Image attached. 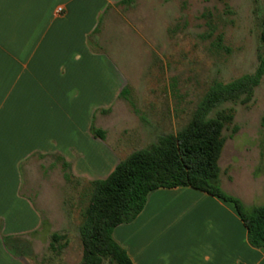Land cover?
<instances>
[{"label": "rangeland", "instance_id": "374dc122", "mask_svg": "<svg viewBox=\"0 0 264 264\" xmlns=\"http://www.w3.org/2000/svg\"><path fill=\"white\" fill-rule=\"evenodd\" d=\"M117 9L102 17L90 40L101 54L95 63L99 79L95 77V91L93 80L86 79L78 106L79 122L92 110L95 126L106 132L105 139L97 138L89 148L99 154L95 167L85 161L86 175L81 176L71 162L68 181L55 157L32 159L30 175L22 164L19 206L15 201L13 214L3 211L7 200L0 206V214L5 212L0 218V264H79L83 246L78 226L91 181L106 178L121 159L158 135L185 125L213 81L254 72L264 49V0H134ZM207 12L218 27L211 38H205ZM219 33L224 34V48L216 50L212 42ZM124 87L126 97L121 95ZM225 106L234 108L235 118L225 131L221 176L234 178L237 194L232 195L249 209L264 205V78L248 107ZM30 202L42 214L35 232L29 230L34 226ZM18 207L21 221H12ZM54 232L65 234L69 242L61 255L49 247ZM6 240L18 246L10 248Z\"/></svg>", "mask_w": 264, "mask_h": 264}, {"label": "crops", "instance_id": "0c3cea01", "mask_svg": "<svg viewBox=\"0 0 264 264\" xmlns=\"http://www.w3.org/2000/svg\"><path fill=\"white\" fill-rule=\"evenodd\" d=\"M121 1L0 0V206L8 201L3 211L15 213L22 164L30 175L35 157L63 156L81 176L85 161L95 167L99 154L89 151L99 138L91 131L95 114L90 110L79 122L78 106L86 79L93 80L92 91L99 79L95 63L101 54L90 40ZM220 182L237 194L234 178L220 176ZM29 206V230L35 232L42 214ZM15 220L21 221L19 207ZM114 236L134 264H264V248L249 243L235 206L190 186L152 191L140 215L116 227Z\"/></svg>", "mask_w": 264, "mask_h": 264}, {"label": "trees", "instance_id": "16d2710c", "mask_svg": "<svg viewBox=\"0 0 264 264\" xmlns=\"http://www.w3.org/2000/svg\"><path fill=\"white\" fill-rule=\"evenodd\" d=\"M133 2L122 0L120 4ZM204 15L208 18L205 38H211L218 27L211 12ZM223 41L224 34L219 33L212 47L223 49ZM263 78L264 49L254 72L228 82L213 81L185 125L158 135L147 146L121 159L106 178L91 181L88 202L78 226L83 246L79 264H134L114 236L116 227L134 221L144 210L152 191L179 186H190L232 203L247 228L249 243L264 248V205L249 209L241 198L226 192L220 182V159L227 141L225 131L235 118L234 108L225 105L248 107ZM127 94L124 87L121 95ZM237 129L235 126L234 132ZM91 131L95 137L105 139L103 129L92 124ZM56 159L61 163L65 179L71 181V163L60 155ZM6 241L10 248L18 246ZM68 244L65 234L51 235L49 247L55 255H61Z\"/></svg>", "mask_w": 264, "mask_h": 264}]
</instances>
